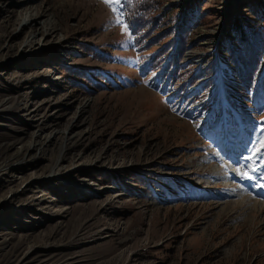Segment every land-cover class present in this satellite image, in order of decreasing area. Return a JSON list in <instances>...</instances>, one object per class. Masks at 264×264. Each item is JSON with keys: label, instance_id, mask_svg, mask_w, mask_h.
<instances>
[{"label": "rangeland", "instance_id": "374dc122", "mask_svg": "<svg viewBox=\"0 0 264 264\" xmlns=\"http://www.w3.org/2000/svg\"><path fill=\"white\" fill-rule=\"evenodd\" d=\"M9 1L0 264H264V190L241 178L252 174L242 157L264 138V97L216 102L223 79L238 84L219 55L214 74L191 83L231 21L264 15V0H155L172 7L155 34L188 7L198 20L177 72L154 58L166 40L136 47L101 0ZM25 10H42L54 36L21 29Z\"/></svg>", "mask_w": 264, "mask_h": 264}, {"label": "trees", "instance_id": "16d2710c", "mask_svg": "<svg viewBox=\"0 0 264 264\" xmlns=\"http://www.w3.org/2000/svg\"><path fill=\"white\" fill-rule=\"evenodd\" d=\"M161 3L155 0H130L124 4V22L129 26L128 30L133 36V43L138 47L145 41L147 47L154 44H164L155 54L154 58L166 60L168 65L178 71L177 65L182 59L187 42L191 39L193 27L198 20L193 17L191 7L182 9L179 15L172 17L176 24L156 34L159 25L170 23L167 14L172 7L160 9ZM229 37H220L214 55H211L210 62L197 75L192 76L193 83L200 76L210 77L217 69L216 56L224 59L232 66L233 78L240 86L222 81L223 96L228 103L238 108L237 102L232 97H239L240 91H250L264 97V15H257L253 18H234L229 27L226 28ZM162 62V61H161ZM158 61L156 65H158ZM65 70L75 78L79 76L76 69L66 67ZM191 74L188 71L187 75ZM207 83H212L211 78ZM216 96V94H215Z\"/></svg>", "mask_w": 264, "mask_h": 264}, {"label": "snow or ice", "instance_id": "6c2138e0", "mask_svg": "<svg viewBox=\"0 0 264 264\" xmlns=\"http://www.w3.org/2000/svg\"><path fill=\"white\" fill-rule=\"evenodd\" d=\"M106 6H109L115 14L114 23L121 27L123 31H127L129 26L124 22V13L120 11L124 7L125 2L130 0H101ZM129 35L131 33L129 32ZM252 147L249 148V154L242 157L243 160L249 161L246 167L249 171H243L241 178L253 183V187L257 190H264V138L252 140ZM239 171V169H237Z\"/></svg>", "mask_w": 264, "mask_h": 264}, {"label": "bare ground", "instance_id": "6f19581e", "mask_svg": "<svg viewBox=\"0 0 264 264\" xmlns=\"http://www.w3.org/2000/svg\"><path fill=\"white\" fill-rule=\"evenodd\" d=\"M3 1H9V0H0V5ZM9 2L11 3H8V5L11 6L13 5L14 7H16V5H18V2L16 1H12L10 0ZM0 9H1V6H0ZM26 12L24 13L23 16H21V24H22V28L21 29H25V28H28L30 27L32 30L35 26H40V35L42 37H45V38H48V37H53L54 34L57 32V29H56V23L52 22L51 20H45L43 19L45 17V13L42 11V10H31V11H28L25 10ZM55 18V16H54ZM56 19V18H55ZM42 27V29H41ZM36 32H37V29H36ZM30 38V37H29ZM34 39V43L35 42V36H33L30 41L28 40V42L25 44L24 48H30L32 47V40ZM10 48H13V47H10ZM22 58V56H21ZM3 103V101L0 102V104ZM3 105V104H2ZM18 166H15V168H17ZM4 168L5 166H1L0 167V173L1 172H4ZM54 170V169H53ZM67 176H72V175H67ZM42 198H44V196H41ZM49 198V197H48ZM48 198L45 199V202L48 201ZM40 198H32L30 203L33 204L35 202H38ZM44 202V203H45ZM42 206V209L44 210H47L48 209V206H45L44 204H40ZM259 210H262L260 208H258ZM63 214H65V212H60V213H57L55 215V217H61ZM4 242V240H3Z\"/></svg>", "mask_w": 264, "mask_h": 264}]
</instances>
